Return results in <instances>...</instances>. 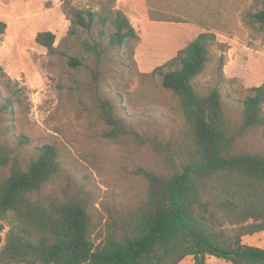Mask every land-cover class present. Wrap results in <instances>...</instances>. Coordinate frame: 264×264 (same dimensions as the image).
Returning <instances> with one entry per match:
<instances>
[{"label":"rangeland","instance_id":"obj_1","mask_svg":"<svg viewBox=\"0 0 264 264\" xmlns=\"http://www.w3.org/2000/svg\"><path fill=\"white\" fill-rule=\"evenodd\" d=\"M65 1L96 13L93 29L80 28L78 37L68 41L71 22L64 0H0V22L6 23L0 42V109L9 105L0 112V143H9L22 161L33 158L38 147L58 146L66 173L96 195V238L104 230L108 210L131 208L144 193L146 182L137 169L164 170L150 141L157 138L177 147L184 141L185 121L177 98L163 88L160 74L151 78L139 72H153L201 33L215 34L210 61L198 82L206 89L220 87L225 111L239 122L240 100L250 88L264 84V28L249 18L263 0ZM111 9L122 11L135 29L132 47L111 46L109 35L116 28L103 24ZM47 31L56 35L54 54L36 42L37 34ZM71 57L82 65L71 68ZM106 98L115 106V116L125 118L148 143L103 136L112 129L101 115ZM18 135L28 137L31 146L20 147ZM241 145L264 153V128L251 131ZM65 185L63 177L47 193L57 194ZM243 242L264 248V232L245 236ZM180 264L195 262L189 256ZM207 264L231 263L210 256Z\"/></svg>","mask_w":264,"mask_h":264},{"label":"trees","instance_id":"obj_2","mask_svg":"<svg viewBox=\"0 0 264 264\" xmlns=\"http://www.w3.org/2000/svg\"><path fill=\"white\" fill-rule=\"evenodd\" d=\"M64 4L71 22L65 41L78 37L80 28L93 29L95 12ZM249 18L264 28V0ZM107 23L116 28L109 35L111 46L132 47L137 35L122 11L111 9L103 17ZM5 28L0 22V42ZM214 41L215 34L201 33L153 72H139L151 78L160 74L163 88L177 98L184 141L179 147L150 141L164 170L137 169L146 182L144 193L131 208L108 210L96 238V195L66 173L58 146L38 147L33 158L22 161L9 143H0V264H180L189 256L195 264H207L210 256L231 264H264V248L243 242L264 232V153L241 145L251 131L264 128V84L240 100L242 118L235 122L225 111L220 87L206 89L198 82ZM36 42L50 54L57 51L53 32H39ZM81 65L79 58L69 59L71 68ZM167 67L174 69L164 73ZM114 110L106 98L101 115L112 129L103 133L105 138L130 136L148 143ZM16 139L22 148L31 146L24 135ZM63 177L65 187L47 193Z\"/></svg>","mask_w":264,"mask_h":264},{"label":"crops","instance_id":"obj_3","mask_svg":"<svg viewBox=\"0 0 264 264\" xmlns=\"http://www.w3.org/2000/svg\"><path fill=\"white\" fill-rule=\"evenodd\" d=\"M252 246H257V245H252ZM257 247H261V246H257Z\"/></svg>","mask_w":264,"mask_h":264}]
</instances>
